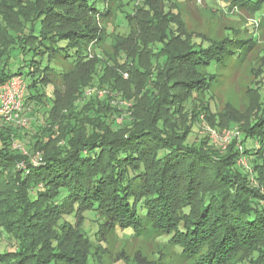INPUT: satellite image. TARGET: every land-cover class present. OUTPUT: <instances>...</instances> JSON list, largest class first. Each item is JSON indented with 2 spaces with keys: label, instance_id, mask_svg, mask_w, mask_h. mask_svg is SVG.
Wrapping results in <instances>:
<instances>
[{
  "label": "trees",
  "instance_id": "1",
  "mask_svg": "<svg viewBox=\"0 0 264 264\" xmlns=\"http://www.w3.org/2000/svg\"><path fill=\"white\" fill-rule=\"evenodd\" d=\"M101 1L0 0V84L21 74L28 113L34 117L44 108L47 114L30 121L29 130L0 128V264H89L88 257L72 255L71 241L86 213L100 218V228L166 237L193 264H230L239 254L264 264L254 257L264 254V194L252 184L249 165L239 161L236 141L226 149L207 135L187 141L200 114L213 113L210 105L199 110L214 75L201 69L213 62L225 66L235 56L240 61L254 37L176 48L179 23L168 17L161 28L169 10L163 14L150 3L139 15L126 14L127 33H110L102 22L112 6L103 0L101 11ZM217 1L253 16L264 5ZM109 35L110 49L96 53ZM62 41L65 46L58 45ZM15 51L23 60L19 66L15 61L18 70L11 61ZM57 58H72L71 66L53 67ZM49 83L51 97L40 90ZM89 88L107 93L89 96ZM113 93L131 106H115ZM211 125L225 127L220 119ZM243 130V152L257 176L264 165V117ZM250 138L261 148L247 146ZM25 139L26 154L13 146ZM37 153L41 162L35 165Z\"/></svg>",
  "mask_w": 264,
  "mask_h": 264
},
{
  "label": "rangeland",
  "instance_id": "2",
  "mask_svg": "<svg viewBox=\"0 0 264 264\" xmlns=\"http://www.w3.org/2000/svg\"><path fill=\"white\" fill-rule=\"evenodd\" d=\"M110 3L113 11L112 16L108 21L102 22V25L106 26L110 33L113 31L114 33H127L130 27L125 18L126 14L135 12L139 15V8L141 10L146 7V3H150L154 9L160 10L163 14L165 13L164 8L169 10L167 14L165 13L167 16L160 23L161 28L164 25H169L171 19H167L168 17H174L173 21L179 23L180 28L177 31L178 36H176L178 38L175 40L173 37L172 41V46L176 45V48L187 49L188 45L198 46L200 41L207 45V43L218 44L225 38L230 40V38L254 37V46L240 61L235 56L234 60L229 59L225 66L217 67V63L213 62L212 65L207 66V69H201L205 75H214L210 79V89L206 96L203 94L202 99H199V110L205 105H210L213 113L210 111V118L205 112L200 114L199 121L194 123L187 137L188 143L192 145L205 135L208 136L203 122L214 128L211 124L217 123L220 119L221 124L225 127L214 129L238 128L243 130L256 117H264V5H262L261 14L253 16L238 8H227L223 2L217 0H110ZM96 6L103 11L105 2L102 0ZM160 29H155L157 34ZM161 30L162 34L166 32L164 29ZM110 39L109 35L95 52L101 53L109 50ZM181 40L184 42L181 43ZM183 44L187 48H183ZM58 45L65 46L66 42L62 41ZM72 51L73 49L70 50V53H73ZM25 56L27 60L31 57L30 54ZM11 61L13 67L15 61L18 62V66L21 65L23 60L18 51L14 52ZM71 61L72 58H57L51 63L53 67L63 70L71 66ZM17 67L14 69L18 70ZM124 77L128 78V73L127 76L124 74ZM124 85L128 86V83ZM40 90L51 97L54 85L49 83L45 88L40 86ZM109 96L114 97L113 104L116 106L119 101L115 99L116 97L120 98V95L113 93ZM28 107L29 105H25L23 113L30 117V121H35L34 118L37 119L36 122L43 121L47 115L42 108L32 117L28 113ZM30 124L29 122L27 126H24L27 127L26 130H29ZM6 125L2 124L0 128ZM28 143L29 141L26 139L17 142L25 149H28ZM246 144L249 147L261 148V142L254 141L253 138L247 139ZM226 147L228 148L229 145ZM260 156V162L264 164V150ZM248 163L252 184L260 191V194H264V165L255 176L253 161L250 162L248 159ZM65 219L71 223L74 222L72 216H66ZM100 222L102 223L96 214L86 213L82 229L77 223V228L73 230L71 236V241L75 245L72 255L80 260L84 259V261L88 257L89 264H193V261L184 260L180 248L168 241L166 237H157V234L150 230L140 231L139 234L133 235L130 228L113 230L107 229L105 226L100 228ZM80 230L83 231V235L78 234ZM244 257L242 258L240 254L236 255L230 260V264H250L247 260L248 256ZM254 257L260 261L264 260V254H261L260 257L255 254Z\"/></svg>",
  "mask_w": 264,
  "mask_h": 264
},
{
  "label": "built area",
  "instance_id": "3",
  "mask_svg": "<svg viewBox=\"0 0 264 264\" xmlns=\"http://www.w3.org/2000/svg\"><path fill=\"white\" fill-rule=\"evenodd\" d=\"M127 76V73H125ZM27 82L21 74H15L9 77L6 81L0 84V125L2 124H16L20 127L27 126L30 122V118L26 117L24 112L25 108V97L27 92ZM107 90L101 88H89L86 91V95L102 97L106 95ZM118 103L131 106L129 101H119ZM118 122H122V117L118 118ZM203 124L206 127V133L210 137L213 143L217 144L221 149H226L227 145L236 141V146L238 147L241 155L239 161L248 167V159L244 154V145L242 143V131L238 128H230L224 130H216L211 126L207 125L205 122ZM14 147H20L23 149L24 153L27 151L24 148L14 143ZM32 162L36 165L41 162V155L39 153L32 157ZM25 166L24 163L20 164Z\"/></svg>",
  "mask_w": 264,
  "mask_h": 264
},
{
  "label": "crops",
  "instance_id": "4",
  "mask_svg": "<svg viewBox=\"0 0 264 264\" xmlns=\"http://www.w3.org/2000/svg\"><path fill=\"white\" fill-rule=\"evenodd\" d=\"M29 109V108H28ZM29 111H30V109H29ZM26 115V114H25ZM27 116V115H26ZM28 118H29V116H27Z\"/></svg>",
  "mask_w": 264,
  "mask_h": 264
}]
</instances>
